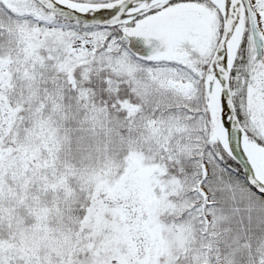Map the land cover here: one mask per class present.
I'll list each match as a JSON object with an SVG mask.
<instances>
[{
    "label": "snow or ice",
    "instance_id": "snow-or-ice-1",
    "mask_svg": "<svg viewBox=\"0 0 264 264\" xmlns=\"http://www.w3.org/2000/svg\"><path fill=\"white\" fill-rule=\"evenodd\" d=\"M0 264H264V0H0Z\"/></svg>",
    "mask_w": 264,
    "mask_h": 264
}]
</instances>
